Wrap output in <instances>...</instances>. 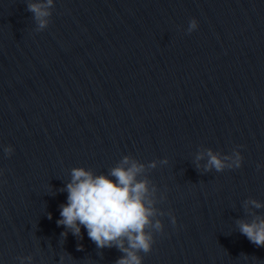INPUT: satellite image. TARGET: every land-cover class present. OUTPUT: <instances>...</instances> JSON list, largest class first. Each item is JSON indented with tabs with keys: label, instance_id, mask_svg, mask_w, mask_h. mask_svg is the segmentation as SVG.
Wrapping results in <instances>:
<instances>
[{
	"label": "water",
	"instance_id": "obj_1",
	"mask_svg": "<svg viewBox=\"0 0 264 264\" xmlns=\"http://www.w3.org/2000/svg\"><path fill=\"white\" fill-rule=\"evenodd\" d=\"M28 2L0 0V264H115L57 220L73 168L124 156L163 224L142 264H264L237 223L264 217V0H53L44 29Z\"/></svg>",
	"mask_w": 264,
	"mask_h": 264
},
{
	"label": "clouds",
	"instance_id": "obj_2",
	"mask_svg": "<svg viewBox=\"0 0 264 264\" xmlns=\"http://www.w3.org/2000/svg\"><path fill=\"white\" fill-rule=\"evenodd\" d=\"M53 0H29L27 10L33 13L38 21L39 29H44L51 15L50 8ZM198 23L192 19L188 32L195 30ZM11 146L5 152L11 154ZM201 153L197 159H201ZM209 157L206 169L215 168L222 171L226 167H240L242 156L235 152L232 164L226 163L228 157L220 158L208 149ZM166 159L161 163H166ZM149 168L156 167V161L148 164ZM260 166L258 165V168ZM145 171V165L124 156L120 163L111 168L108 174H94L90 169L75 167L71 170V181L67 183V202L60 206V219L58 225L70 229L73 235L81 237V226L87 230V235L97 248L117 247L124 255L116 260L115 264H142L139 253L151 251L155 232L163 230L160 219L153 220L158 210L154 207L155 188L149 187V180L139 177ZM114 178V179H113ZM251 204L254 208L264 207L260 201L251 199L245 202V207ZM163 215V213H161ZM172 223L176 218L169 213ZM49 219L51 213H48ZM239 231L257 247L264 246V217L256 215L249 222H237ZM67 233H62L66 235ZM30 260L31 257H28ZM23 264V258H22Z\"/></svg>",
	"mask_w": 264,
	"mask_h": 264
}]
</instances>
